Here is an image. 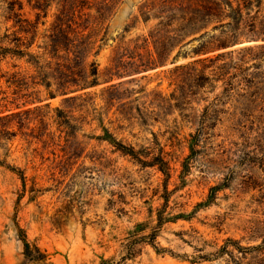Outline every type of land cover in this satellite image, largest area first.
Here are the masks:
<instances>
[{"label":"rangeland","instance_id":"obj_1","mask_svg":"<svg viewBox=\"0 0 264 264\" xmlns=\"http://www.w3.org/2000/svg\"><path fill=\"white\" fill-rule=\"evenodd\" d=\"M248 40H264V0H0V44L38 55L48 81L28 56L0 61V97L39 106L0 140V264H235L189 260L201 240L261 242L264 43L230 47Z\"/></svg>","mask_w":264,"mask_h":264},{"label":"trees","instance_id":"obj_2","mask_svg":"<svg viewBox=\"0 0 264 264\" xmlns=\"http://www.w3.org/2000/svg\"><path fill=\"white\" fill-rule=\"evenodd\" d=\"M214 3V2H213ZM11 11L14 13V9L13 7L11 8ZM220 11V10H219ZM213 15H216V13H211ZM67 26V25H66ZM59 29L60 34L62 35V37L64 38V42L65 43H59V44H51V46L53 47V50L57 51V49L63 50L64 52L68 53L70 52V49L68 48V43L69 42V36L67 34V32H65L63 29ZM89 43V42H88ZM85 43L84 45H80L81 48L87 47V44ZM74 53V55L77 57V55L75 54V50L72 51ZM15 56L17 58H21L23 56H28V59H26L27 62L34 64V66L37 68L38 71V75L41 76L40 80L41 82H44V84L47 86L48 85V81H46L45 77V71H44V66L39 64L38 55L35 54H31L28 52H25L24 50L20 49L17 45L14 47H7V46H3L0 44V61L2 59H4L6 56ZM224 54H217L216 56L213 57H203L200 59H197L193 62H191L190 64H196V63H201L203 65V68H205L206 65L205 62L206 61H216L220 58L223 57ZM188 65V64H187ZM186 64L181 65L179 67H185ZM215 67L218 69L216 72L217 74H219L220 76H223V74L226 72L224 69L225 67V62L220 63L219 65H215ZM178 68V67H177ZM193 70H195L193 68ZM63 74L67 75V77H73V74H75L76 72H74V69H69L66 68L64 71L61 69L60 70ZM192 71V69H191ZM94 74H97V69L95 68V70L93 71ZM197 76L200 74H196ZM203 76V75H201ZM206 78V77H205ZM19 74L17 72L12 73L9 76V79H7L6 81L9 83H13V82H17L19 80ZM230 79H228L225 84H227L228 86L231 85V82L229 81ZM199 85V84H198ZM15 108L17 110H14L12 108H10L7 104V99L4 96L0 97V140L1 139H7L8 136H12L15 134V132L13 130H11V126L16 124L18 128L23 127L24 123L26 122H30L31 120H33V116L31 114L34 113V111H36L37 109H39L38 105H35L34 107H27V108H20L19 105H15ZM203 133V127L200 125L195 133V137H200ZM195 141H197V138H195ZM111 143L115 146V149L119 150L122 154L124 155H128L130 156L133 160H135L136 162L140 163V165L143 166H156V168L158 170H160L165 177L169 176V166H168V162L166 160H164V158L161 155H156L153 156L151 159L146 160V159H141L140 157H138V155H136V153L133 151L132 148L125 146L124 144L117 142V141H111ZM192 145V144H191ZM11 170H14L11 168ZM18 175L22 181V183H24V175L22 171H18ZM164 188V195L163 198L166 200L167 195H168V191L166 189V185L163 186ZM214 189V188H212ZM182 216V215H179ZM162 219V217H159V220ZM160 222V221H159ZM151 239H149L148 243H150L156 250V252H160L159 249L154 245L153 243V239H154V234H149ZM146 237V235H143L142 238ZM153 237V238H152ZM133 242V241H131ZM129 242V246H127L128 250H129V254H131L133 251V247L130 246ZM200 245L197 247H194V249L196 251H199L197 254H195L192 259H190V262H196V261H202V260H211L213 258H217V257H222L224 255H227L228 259L232 260L235 264L238 263V261H242V259H247L246 261H244V263L241 264H264V237L262 238L261 242L257 243V244H252V245H241L239 243L238 240L232 239L230 237H227L224 241L223 244L219 245L218 247H216L213 251H204L205 247L207 245H209L208 243H206L205 240H201L200 241ZM22 244L24 246V249L27 251L29 248L28 242L25 239H22ZM236 253H239V255H236ZM248 255V256H246Z\"/></svg>","mask_w":264,"mask_h":264},{"label":"water","instance_id":"obj_3","mask_svg":"<svg viewBox=\"0 0 264 264\" xmlns=\"http://www.w3.org/2000/svg\"><path fill=\"white\" fill-rule=\"evenodd\" d=\"M251 43H264V40H248V41L240 42L238 44L231 45L230 47H234L236 45L251 44ZM230 47H224L221 50H224V49H227ZM199 57H200V55H195V56H189L187 58L176 59V60H173L167 64H164L163 67L179 65V64L187 62V61H192V60L198 59Z\"/></svg>","mask_w":264,"mask_h":264}]
</instances>
